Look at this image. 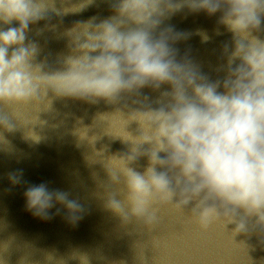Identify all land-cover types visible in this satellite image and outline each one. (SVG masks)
<instances>
[{
  "label": "clouds",
  "instance_id": "9594fccd",
  "mask_svg": "<svg viewBox=\"0 0 264 264\" xmlns=\"http://www.w3.org/2000/svg\"><path fill=\"white\" fill-rule=\"evenodd\" d=\"M65 2L68 6L57 9L55 0H0V130L13 132L22 109L34 110L38 121L36 114L50 110L53 99L116 104L126 96L139 97L144 88L160 91L168 85L158 107L144 97L126 117L119 109L98 115L125 121L123 134L104 133L130 145L106 162L85 157L106 170L108 181L100 185L105 209L124 224L135 220L152 229L160 206L182 214L191 206L189 214L203 229L235 223V232H245L248 219L255 217L253 227L264 234V39L254 35L262 30L264 0H108L112 15L76 22L64 31L69 51L52 69L35 62L40 49L27 34L30 25L50 20V11L78 13L94 0ZM184 8L210 17L220 13L215 34L222 35L221 26L232 34L221 50L224 63L217 71L224 72L222 79L211 80L187 54L178 59L174 45L192 33L161 25ZM195 34L202 43L211 39L204 30ZM131 122L138 125L137 135L126 130ZM81 128L73 132L78 141L94 144L98 137ZM8 144L0 131V146L7 150ZM141 157L147 165L138 171L131 165ZM22 175L9 173L10 184H21ZM23 197L26 211L42 221L63 212L74 226L85 212L69 193L44 183L26 187ZM0 245V264H6L8 240ZM46 253L45 264L53 259L90 264L80 251L67 259Z\"/></svg>",
  "mask_w": 264,
  "mask_h": 264
},
{
  "label": "water",
  "instance_id": "95a60500",
  "mask_svg": "<svg viewBox=\"0 0 264 264\" xmlns=\"http://www.w3.org/2000/svg\"><path fill=\"white\" fill-rule=\"evenodd\" d=\"M80 2L86 0H71L72 4ZM55 6L62 9L68 5L65 0H55ZM112 14L108 0H94L78 13L57 16L50 11L51 19L30 25L27 34V40L36 42L40 49L35 62L58 68L59 59L69 51L64 31L76 22L92 17L99 22ZM219 15L210 17L203 11L191 13L184 8L161 25L192 33L189 39L174 45L179 49L178 59L187 54L211 80L223 78L224 72L217 71L224 63L221 50L232 40V34L222 26V35L215 34ZM46 24L55 28L46 29ZM11 26L18 24L13 22ZM261 29L254 35L264 39V20ZM197 30L206 31L211 37L209 42L202 43L195 34ZM168 89V85H163L160 91L144 88L139 97L126 96L116 104L53 99L50 110L36 114L38 121L34 110L22 109L19 125L13 132L0 130L9 142L7 150L0 146V241L8 240L6 264H19L21 257L24 264H45L46 252L67 259L72 251L86 253L90 264H264V234L259 227H253L255 217L248 219V231L237 233L235 223L224 226L214 223L207 229L201 228L189 214L191 206L183 214L160 206L158 222L148 229L135 220L124 224L119 216L105 209L100 185L108 181L106 170L102 163L89 164L85 157L89 156L92 162L105 161L107 156L126 153L130 145L104 133L123 134L125 121L115 115L105 118L98 115L119 109L126 117L131 109L141 106L144 97L152 107H158L160 92ZM81 127L89 128L90 137H98L94 144L78 141L73 132ZM137 129V123L131 122L126 130L137 135ZM26 134L39 141L27 138ZM146 165L147 158L141 157L131 166L143 171ZM12 172H22L21 184H10L8 174ZM41 183L49 190L65 191L70 199L79 201L85 209L82 219L73 226L63 212L42 221L26 211L23 192L26 187ZM47 264L66 261L53 259ZM68 264L78 261L69 259Z\"/></svg>",
  "mask_w": 264,
  "mask_h": 264
}]
</instances>
